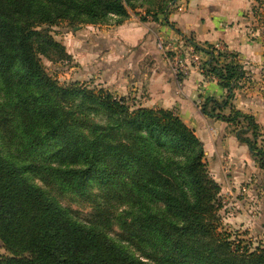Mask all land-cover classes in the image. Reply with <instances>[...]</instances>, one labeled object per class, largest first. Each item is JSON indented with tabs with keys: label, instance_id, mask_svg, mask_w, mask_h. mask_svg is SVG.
<instances>
[{
	"label": "trees",
	"instance_id": "obj_1",
	"mask_svg": "<svg viewBox=\"0 0 264 264\" xmlns=\"http://www.w3.org/2000/svg\"><path fill=\"white\" fill-rule=\"evenodd\" d=\"M44 1L50 5L0 0V138L23 158L16 163L0 150V242L7 252L0 264H151L108 237L103 225L111 217L130 241L153 251L156 264H264V247L240 248L219 230L220 186L203 160V143L180 116L130 105L103 88L59 84L43 66L41 55L62 54L44 25L122 19L133 0ZM185 41L207 55L204 74L226 89L221 99L201 100V112L231 125L261 159V127L233 105L247 76L238 53ZM33 179L90 201L92 219L79 221ZM93 183L128 210H102Z\"/></svg>",
	"mask_w": 264,
	"mask_h": 264
},
{
	"label": "crops",
	"instance_id": "obj_2",
	"mask_svg": "<svg viewBox=\"0 0 264 264\" xmlns=\"http://www.w3.org/2000/svg\"><path fill=\"white\" fill-rule=\"evenodd\" d=\"M223 1L211 9L213 16L206 17L203 23L200 18L192 20L191 26L183 25L182 18H179L180 25L174 27L166 23L153 27L150 23L132 20L118 24L112 34H107L110 48L106 53L108 63L104 68L108 69L103 74V86L115 95L132 97L137 106L164 108L180 116L203 143L204 157L211 174L220 183L224 179L226 184L224 183L222 191L226 189L235 198V188L241 186L246 190L245 185H242L243 181H252L256 188V183L261 185L260 180L264 176L255 166L248 147L230 132L229 124L201 112L199 100L209 96L221 99L226 95V89L219 85L217 79L208 80L194 68L181 82H177L153 41L158 34L168 37L175 44L181 43L183 48H194L185 41V35L192 34L193 41L199 46L220 43L228 50L238 53L247 76L241 82V87L235 90L233 105L236 109L253 115L264 134L262 38L258 32L252 33L251 29L249 32L245 27L242 18L245 8L242 3L235 2L236 0ZM175 27L185 30L178 32ZM196 52L201 59L207 58L204 52ZM228 113L227 108L224 114Z\"/></svg>",
	"mask_w": 264,
	"mask_h": 264
},
{
	"label": "rangeland",
	"instance_id": "obj_3",
	"mask_svg": "<svg viewBox=\"0 0 264 264\" xmlns=\"http://www.w3.org/2000/svg\"><path fill=\"white\" fill-rule=\"evenodd\" d=\"M31 1L33 4L50 5V2L44 0ZM220 1L223 0H133L131 7L127 8L128 15L122 19L115 14H109L105 20L95 23L88 22L85 19L74 21L59 19L51 25H44L43 28H47L53 39L61 45L62 54L53 49L49 50L45 56L41 55L43 66L46 72L56 79L59 84L78 83L89 88H103L110 91L103 86V74L108 69L104 68L108 63L106 53L110 48L107 34H112L118 24L126 20H132L133 22L150 23L153 27H157V25L162 23L172 24L174 27L180 25L179 20L181 19L179 18H182L183 25L191 26L192 20L200 18L201 23H203L206 21V17L213 16L214 13L211 9ZM235 2H240L244 6L245 10L242 18L245 21V27L249 32L251 29L252 33L258 32L261 35V45L264 47V0H236ZM165 16L167 21L164 19ZM175 28L178 32L185 30L182 27ZM176 29L175 32H177ZM159 37L171 42L173 48L181 46V43L177 42L175 44L168 37L157 34L153 40L154 45L156 49L161 51L163 56L164 52L158 46ZM185 37L193 40L192 34H187ZM164 59L166 60L165 56ZM122 97L130 105L134 104L133 106H137L133 102L132 97L126 95ZM229 127L231 128L230 131H232L231 125ZM261 136L257 144L263 147L264 134L262 131ZM0 150L4 157L16 163L20 164L23 160L22 157H18L15 154L16 151L7 143L6 139L2 140L0 138ZM252 157L255 166L263 172L264 176V157L261 159H258L255 155H252ZM203 160L209 175L216 180L207 166L205 157ZM254 173L252 175H255ZM125 180L126 178H121L120 181ZM222 180L223 182L221 183L216 180L220 186L216 202L219 230L228 234L229 240L234 245H239L240 248L249 246L252 249L264 247V178L260 180L261 185L256 183V188L253 187L252 181H247L248 179L243 181L242 185H245L246 190L242 189L241 186L235 188V198L229 195L226 189L222 191L226 184L224 179ZM32 181L48 190L51 194H55L56 199L63 206L70 209L74 217L79 221L86 223L92 219L91 215L95 212V208L90 201H83L80 198L78 200L77 197H73L69 193L58 194L55 191H51L53 190L52 188L44 185L38 179H33ZM92 186V192L96 196L93 200L101 207H104L102 210H109L114 216L118 213H123V210H128L126 203L116 198L101 195L100 192L102 190L97 187L96 183H93ZM103 227L108 237L121 245L126 251L148 263L156 264L153 251L136 244L135 241H130L127 238L129 235L128 231L119 228L115 219L111 217L110 222L107 225H103ZM5 254L7 252L0 242V255Z\"/></svg>",
	"mask_w": 264,
	"mask_h": 264
},
{
	"label": "built area",
	"instance_id": "obj_4",
	"mask_svg": "<svg viewBox=\"0 0 264 264\" xmlns=\"http://www.w3.org/2000/svg\"><path fill=\"white\" fill-rule=\"evenodd\" d=\"M158 46L163 50L166 61L172 75L177 82H181L182 79L188 75L191 69L198 70L204 78L210 80H216L217 77L214 74L205 75L204 68L202 67L203 60L199 57L194 48H173L171 42H167L162 37L158 38ZM214 47L218 50H225V46L217 43ZM169 48H172L169 50ZM200 104L201 101L199 100Z\"/></svg>",
	"mask_w": 264,
	"mask_h": 264
}]
</instances>
